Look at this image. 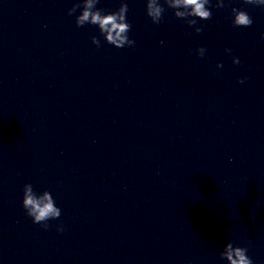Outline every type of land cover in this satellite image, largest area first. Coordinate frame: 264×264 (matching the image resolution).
Returning a JSON list of instances; mask_svg holds the SVG:
<instances>
[{"label":"clouds","instance_id":"1","mask_svg":"<svg viewBox=\"0 0 264 264\" xmlns=\"http://www.w3.org/2000/svg\"><path fill=\"white\" fill-rule=\"evenodd\" d=\"M99 0H78L72 8L68 9V15L71 16L80 9V14L76 16L75 23L78 27L84 25L98 26L100 34L105 41L116 48L133 46L135 41L129 39L128 33L131 25L127 22L126 14L128 4L121 0L118 10L105 13L103 9L97 8ZM245 5H253L264 11V0H243ZM167 8L174 10L175 17L185 20L189 27H194L197 34L202 32V27H196L198 20H209L212 18L210 10L211 0H146V14L150 17L153 24H159L162 20L163 13ZM214 7L221 9L226 7L225 0H216ZM232 24L234 27H250L253 23L248 12L243 9L233 7ZM264 38V37H262ZM92 43L97 48L101 47L100 40L93 36ZM197 54L203 58L206 53L204 47L197 50ZM231 52L230 49H226ZM233 63L239 64L238 58L233 57ZM222 67V65H217ZM242 78L238 83H244ZM22 206L26 215L32 218L33 223L40 224L44 229L49 227L48 221L58 219L61 216V209L56 206V202L48 190L42 192V195L34 191L33 185L27 183L23 187ZM63 227L57 228L58 232H63ZM246 247L234 246L231 242L225 245L224 250L220 253L221 259L227 260L228 264H253L252 259L247 255Z\"/></svg>","mask_w":264,"mask_h":264}]
</instances>
